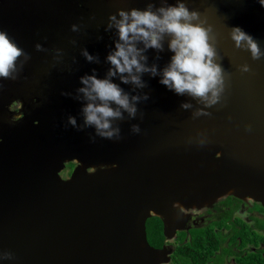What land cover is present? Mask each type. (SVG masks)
Instances as JSON below:
<instances>
[{
	"label": "water",
	"instance_id": "1",
	"mask_svg": "<svg viewBox=\"0 0 264 264\" xmlns=\"http://www.w3.org/2000/svg\"><path fill=\"white\" fill-rule=\"evenodd\" d=\"M143 2L158 14L181 2L200 13L194 22L209 29L224 76L215 103L211 92L179 94L161 83L175 55L172 37L163 34L161 48L121 40L123 8L102 0H1L0 31L23 54L11 75L0 77V264L167 263L170 250L148 240L152 216L170 239L182 226L181 207L230 194L264 205V55L254 60L246 42L237 48L231 38L240 27L264 54V6L133 0L128 13ZM118 43L134 45L129 58L135 55L144 71L116 69L108 57ZM245 64L249 72H241ZM91 76L116 84L136 109L133 115L108 102L121 113L109 118L110 138L85 123V106L103 103L80 91ZM14 98L36 101L12 120L6 108ZM71 161L79 165L63 178Z\"/></svg>",
	"mask_w": 264,
	"mask_h": 264
},
{
	"label": "clouds",
	"instance_id": "2",
	"mask_svg": "<svg viewBox=\"0 0 264 264\" xmlns=\"http://www.w3.org/2000/svg\"><path fill=\"white\" fill-rule=\"evenodd\" d=\"M259 2L264 6V0H259ZM159 13L162 15L152 11L151 8L144 11L133 9L130 14L121 11L119 15L122 19L117 24L120 39L127 42L141 38L146 47L161 48L160 41L163 34L170 35L172 39L169 47L175 55L170 66L164 70L161 83L179 94L187 91L193 96L207 98L208 93L211 92L210 103H215L223 90L224 76L221 66L213 60L217 53L210 43L209 29L201 23L194 22L200 19V13L196 10H189L183 2L176 6L160 8ZM111 19L115 20L116 17L113 16ZM231 38L237 48L245 46L246 42L247 49L254 60H259L264 55L253 37L240 27L233 28ZM116 47L117 51L108 59L119 72H132L133 66L137 71L145 70L135 55L129 58V53L136 51L133 44H128L125 48L124 45L118 43ZM22 54L23 50L9 38L7 33L0 31V77L8 78L11 75L17 58ZM88 59H91V56ZM240 70L249 72L250 66L242 65ZM132 79L139 80L137 76H133ZM125 82H127L126 78ZM82 83L89 86L80 89L87 98L93 101L99 98L103 102L99 105L88 103L85 106V123L95 125L99 135L112 137L113 131H105L110 129L109 118L119 117L121 113L110 107L108 102H115L128 109L133 115L136 109L129 106L128 97L122 95L118 86L109 80L91 76L82 78ZM184 106L187 107V105ZM70 122L75 124V118H70Z\"/></svg>",
	"mask_w": 264,
	"mask_h": 264
},
{
	"label": "flooded vegetation",
	"instance_id": "3",
	"mask_svg": "<svg viewBox=\"0 0 264 264\" xmlns=\"http://www.w3.org/2000/svg\"><path fill=\"white\" fill-rule=\"evenodd\" d=\"M148 4L137 5L144 11L150 8ZM77 6V10L84 12L85 4L77 2ZM35 101V98H14L6 112L12 120H17ZM77 165L78 161L67 162L61 176L70 177ZM179 219L182 226L172 242L164 235V242L159 246L165 245L170 250L169 261L162 264H264V205L261 202L225 195L210 205L181 207ZM200 250L203 255L199 254Z\"/></svg>",
	"mask_w": 264,
	"mask_h": 264
},
{
	"label": "trees",
	"instance_id": "4",
	"mask_svg": "<svg viewBox=\"0 0 264 264\" xmlns=\"http://www.w3.org/2000/svg\"><path fill=\"white\" fill-rule=\"evenodd\" d=\"M148 240L154 246H161L164 242L163 224L161 219L152 216L147 221ZM202 249V248H201ZM200 255H203V251H198Z\"/></svg>",
	"mask_w": 264,
	"mask_h": 264
},
{
	"label": "rangeland",
	"instance_id": "5",
	"mask_svg": "<svg viewBox=\"0 0 264 264\" xmlns=\"http://www.w3.org/2000/svg\"><path fill=\"white\" fill-rule=\"evenodd\" d=\"M103 1V3L105 4H107V5H109V6H112V7H114V8H117V6H118V8H120V9H122L123 11H125L124 10V8L126 9V11L125 12H128V8H127V6L131 3V1H133V0H123L124 2L123 3H121V4H117V2H115V3H111L110 1H108V0H102ZM109 2V3H108ZM114 4V5H113ZM168 241L169 242H172V238H170V239H168Z\"/></svg>",
	"mask_w": 264,
	"mask_h": 264
}]
</instances>
